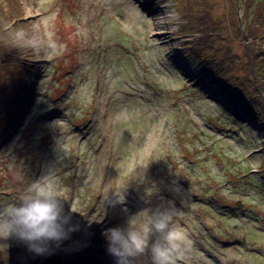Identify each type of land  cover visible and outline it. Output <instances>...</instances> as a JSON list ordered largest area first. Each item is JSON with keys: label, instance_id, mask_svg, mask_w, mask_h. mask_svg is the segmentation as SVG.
I'll return each mask as SVG.
<instances>
[{"label": "rangeland", "instance_id": "rangeland-1", "mask_svg": "<svg viewBox=\"0 0 264 264\" xmlns=\"http://www.w3.org/2000/svg\"><path fill=\"white\" fill-rule=\"evenodd\" d=\"M209 1L264 48V0ZM21 2L43 40L0 130V264H264V124L200 73L176 1Z\"/></svg>", "mask_w": 264, "mask_h": 264}, {"label": "trees", "instance_id": "trees-1", "mask_svg": "<svg viewBox=\"0 0 264 264\" xmlns=\"http://www.w3.org/2000/svg\"><path fill=\"white\" fill-rule=\"evenodd\" d=\"M175 1L183 30L193 38L190 52L200 73L210 76L228 103L264 124V48L245 44L242 53L235 52L234 41L243 36L237 18L230 22L223 12L216 16L209 0ZM24 12L21 0H0V130L15 116L21 93L33 86L35 68L30 57L43 40L23 19ZM259 18L264 26V14Z\"/></svg>", "mask_w": 264, "mask_h": 264}, {"label": "water", "instance_id": "water-1", "mask_svg": "<svg viewBox=\"0 0 264 264\" xmlns=\"http://www.w3.org/2000/svg\"><path fill=\"white\" fill-rule=\"evenodd\" d=\"M237 205L240 207L241 203H238ZM53 258L55 259V261H57V257L56 256H54Z\"/></svg>", "mask_w": 264, "mask_h": 264}, {"label": "bare ground", "instance_id": "bare-ground-1", "mask_svg": "<svg viewBox=\"0 0 264 264\" xmlns=\"http://www.w3.org/2000/svg\"><path fill=\"white\" fill-rule=\"evenodd\" d=\"M194 63V62H193ZM3 225H4V222H3ZM54 259V258H53ZM51 263H55V259L53 260V262H51Z\"/></svg>", "mask_w": 264, "mask_h": 264}]
</instances>
